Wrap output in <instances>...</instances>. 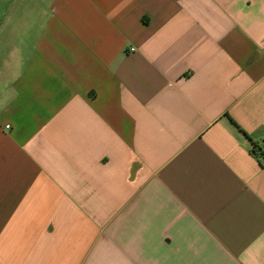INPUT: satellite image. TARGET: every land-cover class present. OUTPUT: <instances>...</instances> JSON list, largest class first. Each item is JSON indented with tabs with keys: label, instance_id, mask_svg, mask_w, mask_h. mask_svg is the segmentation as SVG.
Wrapping results in <instances>:
<instances>
[{
	"label": "crops",
	"instance_id": "0c3cea01",
	"mask_svg": "<svg viewBox=\"0 0 264 264\" xmlns=\"http://www.w3.org/2000/svg\"><path fill=\"white\" fill-rule=\"evenodd\" d=\"M0 264H264V0H0Z\"/></svg>",
	"mask_w": 264,
	"mask_h": 264
},
{
	"label": "trees",
	"instance_id": "16d2710c",
	"mask_svg": "<svg viewBox=\"0 0 264 264\" xmlns=\"http://www.w3.org/2000/svg\"><path fill=\"white\" fill-rule=\"evenodd\" d=\"M245 134H247L246 132H245ZM262 149L261 148H259L256 144L254 145V147H253V152L254 153H257L258 151H261Z\"/></svg>",
	"mask_w": 264,
	"mask_h": 264
},
{
	"label": "built area",
	"instance_id": "2783aa9c",
	"mask_svg": "<svg viewBox=\"0 0 264 264\" xmlns=\"http://www.w3.org/2000/svg\"><path fill=\"white\" fill-rule=\"evenodd\" d=\"M256 154H257L258 156H260V155H262V151H258Z\"/></svg>",
	"mask_w": 264,
	"mask_h": 264
}]
</instances>
